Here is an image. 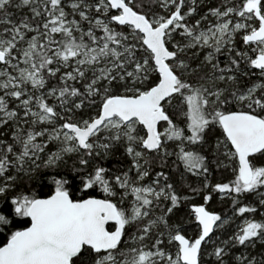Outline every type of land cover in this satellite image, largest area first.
I'll return each mask as SVG.
<instances>
[{
    "label": "snow or ice",
    "instance_id": "snow-or-ice-1",
    "mask_svg": "<svg viewBox=\"0 0 264 264\" xmlns=\"http://www.w3.org/2000/svg\"><path fill=\"white\" fill-rule=\"evenodd\" d=\"M0 264H264V0H0Z\"/></svg>",
    "mask_w": 264,
    "mask_h": 264
}]
</instances>
